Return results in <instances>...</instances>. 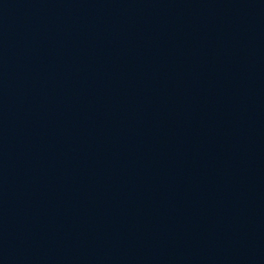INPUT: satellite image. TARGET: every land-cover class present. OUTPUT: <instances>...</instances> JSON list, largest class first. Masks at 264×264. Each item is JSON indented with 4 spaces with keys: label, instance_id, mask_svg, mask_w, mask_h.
<instances>
[{
    "label": "water",
    "instance_id": "obj_1",
    "mask_svg": "<svg viewBox=\"0 0 264 264\" xmlns=\"http://www.w3.org/2000/svg\"><path fill=\"white\" fill-rule=\"evenodd\" d=\"M0 264H264V0H0Z\"/></svg>",
    "mask_w": 264,
    "mask_h": 264
}]
</instances>
